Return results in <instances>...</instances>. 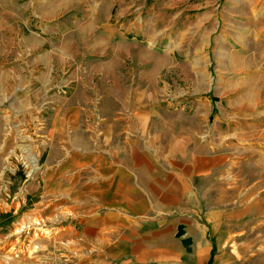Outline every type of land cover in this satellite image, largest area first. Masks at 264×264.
<instances>
[{"label":"rangeland","instance_id":"1","mask_svg":"<svg viewBox=\"0 0 264 264\" xmlns=\"http://www.w3.org/2000/svg\"><path fill=\"white\" fill-rule=\"evenodd\" d=\"M130 116L183 157L210 264H264V0H0V264L55 258L31 217L51 137L116 149Z\"/></svg>","mask_w":264,"mask_h":264},{"label":"crops","instance_id":"2","mask_svg":"<svg viewBox=\"0 0 264 264\" xmlns=\"http://www.w3.org/2000/svg\"><path fill=\"white\" fill-rule=\"evenodd\" d=\"M127 129L126 144L107 150L83 149L71 139L62 145L51 137L43 173L32 184L39 188L42 181L31 217L46 232L37 233L46 254L62 264H185V254L186 264H210L214 244L197 222L198 192L185 181L183 157L174 149L164 152L156 137L137 143L134 117ZM209 150V177L216 169L219 175L232 169L233 153ZM263 161L262 155L260 195ZM186 164L195 171L201 165L199 157ZM180 225L193 239L191 253L176 236Z\"/></svg>","mask_w":264,"mask_h":264},{"label":"water","instance_id":"3","mask_svg":"<svg viewBox=\"0 0 264 264\" xmlns=\"http://www.w3.org/2000/svg\"><path fill=\"white\" fill-rule=\"evenodd\" d=\"M185 225H180L178 227V233H177V238H183L182 239V244L185 246V247H188L189 245L192 244V239L191 238H184L185 236Z\"/></svg>","mask_w":264,"mask_h":264},{"label":"built area","instance_id":"4","mask_svg":"<svg viewBox=\"0 0 264 264\" xmlns=\"http://www.w3.org/2000/svg\"><path fill=\"white\" fill-rule=\"evenodd\" d=\"M43 264H60L57 259L54 258V260H46L43 262Z\"/></svg>","mask_w":264,"mask_h":264},{"label":"trees","instance_id":"5","mask_svg":"<svg viewBox=\"0 0 264 264\" xmlns=\"http://www.w3.org/2000/svg\"><path fill=\"white\" fill-rule=\"evenodd\" d=\"M2 216H6V215L3 214Z\"/></svg>","mask_w":264,"mask_h":264}]
</instances>
